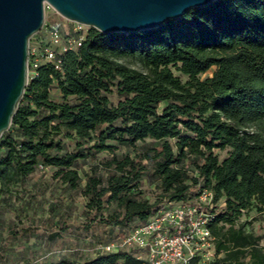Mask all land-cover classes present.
Segmentation results:
<instances>
[{"label": "trees", "instance_id": "1", "mask_svg": "<svg viewBox=\"0 0 264 264\" xmlns=\"http://www.w3.org/2000/svg\"><path fill=\"white\" fill-rule=\"evenodd\" d=\"M45 43L40 39L39 49ZM59 58V69L42 61L29 75L0 137V190L22 184L39 164L53 167L54 178L86 198L84 229L100 223L129 230L166 202L208 189L209 264H264L262 235L240 220L254 208L264 221V0H214L137 31L90 27L81 45ZM52 86L60 98H52ZM113 89L123 97L117 103L108 96ZM57 136L76 139L77 147L95 138L90 148L110 156L82 182L76 164L90 153L61 152ZM106 140L133 153L119 155ZM215 149L226 156L220 160ZM145 173L154 179L153 201L139 198ZM137 252L30 264H143Z\"/></svg>", "mask_w": 264, "mask_h": 264}, {"label": "rangeland", "instance_id": "2", "mask_svg": "<svg viewBox=\"0 0 264 264\" xmlns=\"http://www.w3.org/2000/svg\"><path fill=\"white\" fill-rule=\"evenodd\" d=\"M53 22L67 25L63 17L48 7L45 9L44 25L30 38L29 48L38 46L40 39L47 41L45 28ZM171 68L182 80L186 78L174 67ZM212 71L213 68L200 77L204 78ZM50 92L52 98H60L55 86L51 87ZM108 96L114 103L123 98L114 89ZM67 100L73 99L67 97ZM55 139L60 141L63 153L77 150L90 153L87 157L79 158L76 164L82 182L85 172L110 156L108 150L96 151L90 148L96 141L95 138L83 140L79 147L76 146L74 138L57 136ZM151 141L148 138L145 140ZM105 143L115 146L114 151L119 155L133 153L132 148L116 141L106 140ZM2 152L0 148V156ZM214 152L220 160L226 156L225 150L215 149ZM53 171V167L39 164L22 184H14L10 191L0 190V264H30L56 261L60 258L82 261L99 253L100 246L116 244L120 236L127 232V228L100 223L84 229L82 225L86 221V198L79 189H71L66 183L54 178ZM139 188V198L154 200V179L149 178L147 173L142 176ZM222 205V201L219 202V206ZM256 216L255 209L250 208L247 212L243 211L240 220L245 223L247 230L262 235L261 244L264 245V221L255 218ZM136 222L135 220L133 223ZM53 233L57 235L52 238ZM113 251H116L115 248ZM209 262L211 259L202 263Z\"/></svg>", "mask_w": 264, "mask_h": 264}, {"label": "water", "instance_id": "3", "mask_svg": "<svg viewBox=\"0 0 264 264\" xmlns=\"http://www.w3.org/2000/svg\"><path fill=\"white\" fill-rule=\"evenodd\" d=\"M214 0H0V137L28 82L29 40L44 25L45 4L101 33L157 27Z\"/></svg>", "mask_w": 264, "mask_h": 264}, {"label": "built area", "instance_id": "4", "mask_svg": "<svg viewBox=\"0 0 264 264\" xmlns=\"http://www.w3.org/2000/svg\"><path fill=\"white\" fill-rule=\"evenodd\" d=\"M49 6L45 4V9ZM66 24L53 22L46 25L47 41L41 49L29 48L28 72L36 75L42 62L60 68L61 53L76 50L85 39L87 25L66 20ZM29 67L31 68L29 70ZM213 194L200 189L187 202L168 201L148 218L127 230L116 244L100 246V252L137 248L136 258L143 264H204L215 256L213 237L208 222L214 214Z\"/></svg>", "mask_w": 264, "mask_h": 264}]
</instances>
